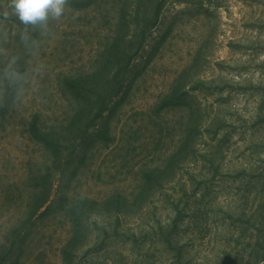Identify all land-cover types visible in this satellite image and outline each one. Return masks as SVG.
<instances>
[{
	"label": "rangeland",
	"instance_id": "1",
	"mask_svg": "<svg viewBox=\"0 0 264 264\" xmlns=\"http://www.w3.org/2000/svg\"><path fill=\"white\" fill-rule=\"evenodd\" d=\"M71 1L28 47L17 18L0 16V249L31 218L6 264H264V0H168L131 38L143 45L132 62L112 68L138 74L129 95L104 93L114 112L68 137L108 87L107 73L88 77L119 42L125 2L131 32L141 21L138 0ZM80 199L94 204L69 247Z\"/></svg>",
	"mask_w": 264,
	"mask_h": 264
},
{
	"label": "trees",
	"instance_id": "2",
	"mask_svg": "<svg viewBox=\"0 0 264 264\" xmlns=\"http://www.w3.org/2000/svg\"><path fill=\"white\" fill-rule=\"evenodd\" d=\"M84 1L86 0H72L71 2L73 6L76 7V5L78 6V4L86 5ZM167 1L168 0H138L135 15H136V19L138 18L139 20H141L143 25H141L140 23L141 21H139L138 24L136 23L135 24L136 27L133 32H131V28H132L131 19H133L132 18L133 13H131L132 11L129 8V3H126V2L124 3V6L119 11V18L117 22V27L119 26V33H118V37H120L119 42L118 44H114L112 46L108 60H107V64H105L104 67H102L100 71H97L88 77V79H90V77H94L95 81L98 82V81L104 80L103 75L107 73L105 75V81L108 84V87L104 85L102 87V88H105V90L103 89L104 91H101V92L97 91L95 93H92L91 96L89 95L90 103L87 105L88 106L86 107L87 109L85 108L84 111L82 110V113L79 114L80 116L78 120H75L71 124L70 134H68V137H70L71 133H73L72 126H76L77 128L78 125L79 126L82 125L85 118L87 119L93 116L92 122L97 123L99 119H101L102 121L107 119L106 112H110V113L114 112L113 108L116 107L118 103L117 104L115 103L112 106V108L110 106H111V103H113L112 98H115L116 96H113V97L109 96L103 99V101L97 102L98 99H101L100 97L104 93L105 94L106 92L108 93L112 92V94L122 93L123 99H125L129 95V92L133 88V85L135 83L136 78L138 77V74L133 76V74H131L130 69H128L126 73L128 75V78H127L126 75H124L125 73L120 74L119 72L120 70L115 71V70H112V68L119 61L123 62L127 60L128 63L132 62V59L135 58L136 55L140 52V50L143 48L142 47L143 45L142 44L137 45V50L133 49L132 46L135 41H132L131 38L135 37L138 34L137 32L139 29L141 30L142 36L145 37L146 34L149 32V30L158 24L163 8ZM122 32H123V35H122ZM71 85L74 86L72 88L76 90L77 87H80L81 84L78 85L74 82V84H71ZM7 109H8V104L3 105L2 110L0 111V124H3V122H5L7 118L6 117L8 113ZM87 110L89 111V113H87L88 112ZM102 129L105 131H108L109 127L108 125H106V126H103ZM33 134L36 138L42 141V143H44L45 145L52 146L55 143L58 145L60 143V140L58 139V135H54L52 132H49V131L43 132L40 129L39 125H36V124L33 125ZM66 140L69 143L74 142L68 138H66ZM67 141H64V142H67ZM57 154H58L57 157L59 158V160L67 164L69 160L68 158L70 157L68 156L65 157V155H62L61 151L57 152ZM47 202H48V198L46 197L41 201L40 204L38 203L36 207V212H38V210L42 208ZM93 204L94 202L89 201L87 199H82V200L80 199L74 203V208L72 206V214L75 220L74 221L75 230H74V235L69 243V247L75 245L76 242L79 240L80 235L82 234V229H81V226L83 224L82 214L84 213H80L78 211L86 210L90 205H93ZM29 220H31V218L23 222L24 224L22 226L16 227L15 229L16 234H14L12 238H10V240H7V243L5 245L1 246L0 264H6L8 262L7 260H9L10 255L15 250V248L20 247V245L23 244L26 237L22 230L26 231V224L29 222Z\"/></svg>",
	"mask_w": 264,
	"mask_h": 264
},
{
	"label": "clouds",
	"instance_id": "3",
	"mask_svg": "<svg viewBox=\"0 0 264 264\" xmlns=\"http://www.w3.org/2000/svg\"><path fill=\"white\" fill-rule=\"evenodd\" d=\"M69 0H10L7 9L0 13L4 20L15 16L23 25L20 40L26 47L30 44V29L46 30L49 20H60ZM14 63V59H13ZM10 80H18L20 76L11 70V64L4 70Z\"/></svg>",
	"mask_w": 264,
	"mask_h": 264
}]
</instances>
